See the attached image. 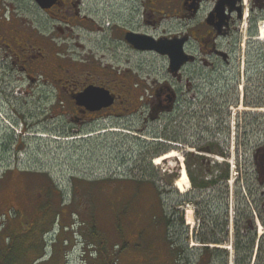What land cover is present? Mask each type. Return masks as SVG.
<instances>
[{
	"label": "rangeland",
	"instance_id": "obj_1",
	"mask_svg": "<svg viewBox=\"0 0 264 264\" xmlns=\"http://www.w3.org/2000/svg\"><path fill=\"white\" fill-rule=\"evenodd\" d=\"M161 1L149 4L167 8L164 7L167 1ZM22 2L32 21L36 18L48 27L54 23L51 14L36 11L38 8L29 0ZM82 11L92 20L87 33L86 29L79 28L74 37L66 39L53 38L51 30H42L46 33L49 49L53 46L59 49V58L78 60L79 56L88 55L93 62L109 64L113 69L135 71L144 79L174 81L169 71V57L155 51L138 50L125 39L126 31L155 38L178 32L174 20L164 17L159 27L152 26L147 18L149 11L145 0H84ZM243 29L245 32L246 27ZM249 39L247 34L241 41V55L244 53L245 57ZM77 42L84 48L78 47ZM250 48L264 54V40ZM243 59L242 56L240 65H244ZM262 61L258 70L264 73V55ZM181 89L184 100V87ZM10 92L13 91L0 89V248H6L5 238L13 239L10 264H101V250H107L114 258V264H176L167 240L162 237L165 220L158 214L163 206L171 211L174 202L180 201L185 225L196 229L199 224L197 203L208 201L210 213L222 221L224 213H215L217 188L194 190L196 202L187 200L184 203L182 201L192 188L183 192L175 186L183 161L191 181L187 165L191 153L185 147L201 145L202 137L196 132V128L200 131L198 121L192 123L186 119L179 126H169V116L165 114L162 117L165 119L161 120L165 125L162 126L160 120L145 123L144 116L137 114L123 120L98 121L89 124L81 133H74L69 129V121L41 112L34 101L19 104ZM192 108L199 110L196 105ZM262 108L252 106V125L264 126V112L259 110ZM233 109L243 116L249 108L243 102L234 105ZM143 111L146 113L147 109ZM184 113L181 111L174 118H180ZM45 118L47 120L42 121ZM236 132L242 135L238 129ZM188 136L195 141L191 138L193 142H190ZM155 138L171 146L176 144L173 139L177 138L181 145L159 152ZM243 146H240V152L238 147L235 149L239 165L233 172L231 167L236 165L233 153L228 152L225 160L210 153L204 157L210 158V169L216 170L214 175L221 172L220 165L229 166L232 172L228 186L234 194L229 193L230 198L225 201L227 229L229 225L239 227V223L242 228H247L245 221L252 219V215L256 218L244 193L251 153ZM173 150L182 156L155 163L159 155ZM203 173L205 179L214 177L208 174L209 171ZM47 190L50 191L47 193ZM158 190H161L163 205L159 203ZM237 191L244 193V199L238 200ZM257 214L260 225L258 228L256 223V238L264 242V225L260 223L264 213L262 216ZM213 231L192 233L191 230L187 238L171 226V238L177 241L180 236L177 244L186 239L189 241L177 264H200L205 258V245L214 251H209L201 264H264V245L256 252V257L255 251L247 255L243 250L247 239L252 240V230L244 234L239 231L240 234L228 229L226 240L220 244L207 240L219 237ZM202 236L208 243L200 240ZM101 241L105 242L103 249Z\"/></svg>",
	"mask_w": 264,
	"mask_h": 264
},
{
	"label": "flooded vegetation",
	"instance_id": "obj_2",
	"mask_svg": "<svg viewBox=\"0 0 264 264\" xmlns=\"http://www.w3.org/2000/svg\"><path fill=\"white\" fill-rule=\"evenodd\" d=\"M166 1L164 7L167 8L160 9L152 7L149 2L159 4L163 1L145 0L148 21L157 28L164 17L174 20L179 31L156 39L183 40L188 61L176 73L171 72L174 81L160 82L158 79H144L135 71L113 69L109 64L93 62L88 55L79 56V61L61 59L59 49L54 46L49 49L46 33L42 30H51L53 38L66 39L74 37L79 28L89 32L92 20L83 14L84 0H55L49 8H42L34 0H29L38 8L36 11L51 14L54 23L49 27L36 18L32 21L22 0H0V89L13 91L10 95L19 104L34 101L39 104L41 112L69 121V129L74 133H81L89 124L98 121L123 120L141 114L143 121L148 123L164 120L162 117L168 114L169 126H179L186 119L192 123L198 121L200 131L196 128V132L202 137L201 145L194 144L189 148L197 154L200 151L207 156L216 154V158L225 159L229 152L236 159V147L240 152V146L244 144L245 151L251 153V165L247 171L248 179L245 178V183L242 178V184L245 183L244 193L256 218L252 215V219L245 221L247 228H242L238 222L239 227L229 225L228 229L243 233L252 230V246L256 245L258 251L264 245L256 238L257 213L261 216L264 213V126L252 125V106L264 107V73L258 70L264 54L250 46L264 40L259 29L264 22V0ZM247 34L250 39L245 57L244 53L241 55V41ZM80 35H77L78 39H81ZM77 46L84 48L80 42ZM242 56L244 65H240ZM91 86L107 90L114 99L113 103L91 109L88 103L78 100L77 97ZM183 87L184 100L181 95ZM243 102L249 109L241 116L233 106ZM193 105L199 110H194ZM259 110L264 112V108ZM181 111H185L184 116L174 118ZM262 117L264 120V115ZM160 124L163 126L165 122ZM237 129L243 137L237 134ZM188 138L193 142V137ZM173 141L178 143L177 138ZM202 158L208 174L215 178L221 174L214 175L210 158ZM238 165L236 160V168ZM210 180L204 178L206 183ZM230 180L228 178L227 183ZM210 187L217 188L214 196L218 213H225V201L229 200V193L232 194L233 190L218 183L217 186L206 185L201 191ZM194 190L192 187L190 193L191 201L195 203ZM237 193L238 200L244 199V193ZM197 204L201 213L211 212L208 201ZM261 220L264 225L263 216ZM199 226L195 231L188 226L189 232H197Z\"/></svg>",
	"mask_w": 264,
	"mask_h": 264
},
{
	"label": "trees",
	"instance_id": "obj_3",
	"mask_svg": "<svg viewBox=\"0 0 264 264\" xmlns=\"http://www.w3.org/2000/svg\"><path fill=\"white\" fill-rule=\"evenodd\" d=\"M158 146L160 147L161 152L170 148V146L164 145L162 143H160ZM187 165L190 169L189 170L190 177H191L192 185L195 188V190H197V189L201 190V188L205 187L206 185L217 186L218 183L224 184L226 186V189L229 188L228 183H227V179L229 178V175H230L229 166L224 167V165H220V167L222 169L221 174L218 175L214 179L211 178V180L207 181V183H206V181H204L205 175L203 172L206 173L207 166L203 163L202 157L195 156L193 154H189L188 159H187ZM195 167H196V169H195ZM215 171L216 170H214V171L212 170L211 172L214 173ZM198 178H201V180L199 181ZM221 179H223V180H221ZM193 192H195V191H193ZM191 195H192V193H189L188 196L186 197V199H184V201H182V202L185 203V202H187V200L191 201ZM158 196H159L160 205H163L161 190H158ZM179 202L180 201L174 202V206H173V208H171V211H168L163 206L162 212L158 214V216L162 215L163 220H165V228H164L165 235L162 237L167 240L168 245H169V249L171 251L170 253L173 256L176 264L178 262V258H180V255H182V253H185V248H186L187 244L189 243V241L186 239V241H184V242H178V243H180V245H179V244H177V241L179 240L180 236H179L177 241H174L171 238V234H170V228L172 226L173 228L176 227L177 231L180 230L182 232L181 233L182 235L186 234L187 238L189 237V235H188L189 234V228H188V226L185 225L184 214L179 209V206L181 205ZM219 212H220V208H219ZM215 213H218V211H216ZM196 215L200 221V224H199L200 226H199L198 231L196 233H198V232L200 233L201 231L205 232L208 230H212V231L214 230L213 233L218 234L219 237L207 238L208 241L212 242L213 244H220L226 240L225 236L227 237V234H229L228 229H227L228 213H224V215H222V217H223L222 221L220 220L219 216H216L214 213H201V211L199 209L196 210ZM239 233L241 234V232H239ZM97 235H98V237L100 236L98 233H97ZM5 239H6V241H5L6 242V248L5 249L0 248V264H10L8 262V260L10 259V257H12L13 239L11 237H8V239L7 238H5ZM200 240L204 241L205 243H208L207 240L204 239L203 236L201 237ZM244 240L246 241V239H244ZM239 242H240V239H239ZM176 244H177V246H176ZM184 244H186V245H184ZM100 245H101L102 249L105 248V242L101 241ZM7 248L10 249L9 252H8ZM243 250L246 251L247 255L251 254V251L253 250L252 240L250 241L247 239L246 243L243 246ZM101 251H102L101 252L102 258H100L101 264H114L115 263L113 260L114 258H111V255H109L107 250L106 251L101 250ZM209 251H210V253H212L214 250H211L209 246L205 245L204 246L205 258L202 259V262L205 261L206 257L208 256ZM202 262H200V264Z\"/></svg>",
	"mask_w": 264,
	"mask_h": 264
},
{
	"label": "water",
	"instance_id": "obj_4",
	"mask_svg": "<svg viewBox=\"0 0 264 264\" xmlns=\"http://www.w3.org/2000/svg\"><path fill=\"white\" fill-rule=\"evenodd\" d=\"M40 7L49 8L55 0H35ZM125 38L138 50H151L159 52L163 55H168L170 58V71L176 73L180 67L188 61V57L184 52L183 40L169 39L163 37L156 39L147 34H139L133 31H128ZM78 100H83L91 109H100L111 105L114 101L110 93L98 87H88L79 97Z\"/></svg>",
	"mask_w": 264,
	"mask_h": 264
},
{
	"label": "bare ground",
	"instance_id": "obj_5",
	"mask_svg": "<svg viewBox=\"0 0 264 264\" xmlns=\"http://www.w3.org/2000/svg\"><path fill=\"white\" fill-rule=\"evenodd\" d=\"M260 34H261V38L264 39V26L260 28ZM179 155L182 156L181 154H178L176 151L173 150L170 151L169 153L157 157L155 163L159 164L161 162L166 161L167 159L179 157ZM175 186L178 187L179 190L183 192L187 191L190 188V181L185 168L181 172L180 178L176 181Z\"/></svg>",
	"mask_w": 264,
	"mask_h": 264
}]
</instances>
